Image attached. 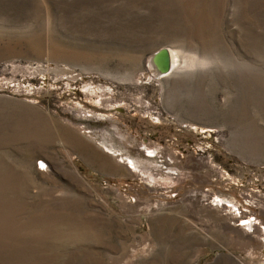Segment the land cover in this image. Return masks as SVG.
Masks as SVG:
<instances>
[{"label": "rangeland", "instance_id": "rangeland-1", "mask_svg": "<svg viewBox=\"0 0 264 264\" xmlns=\"http://www.w3.org/2000/svg\"><path fill=\"white\" fill-rule=\"evenodd\" d=\"M0 264H264V0H0Z\"/></svg>", "mask_w": 264, "mask_h": 264}, {"label": "bare ground", "instance_id": "bare-ground-1", "mask_svg": "<svg viewBox=\"0 0 264 264\" xmlns=\"http://www.w3.org/2000/svg\"><path fill=\"white\" fill-rule=\"evenodd\" d=\"M174 53V52H173ZM169 51H163L161 53H158L154 58H153V64L154 67L157 68L159 71V76L160 78L166 77L173 68L177 66V62L179 58H177L176 55ZM157 71V70H156ZM92 117L95 116L94 113L88 111ZM104 148L106 149L107 152H109L112 155L119 156L120 153L119 151L113 146V145H108V143H104ZM149 156L151 158H154L155 156V151H149ZM126 161L128 160V163L131 164L132 168H137L139 165L138 162L135 159H132L131 157L127 156Z\"/></svg>", "mask_w": 264, "mask_h": 264}, {"label": "built area", "instance_id": "built-area-1", "mask_svg": "<svg viewBox=\"0 0 264 264\" xmlns=\"http://www.w3.org/2000/svg\"><path fill=\"white\" fill-rule=\"evenodd\" d=\"M149 154V153H148ZM155 157H156V154H155Z\"/></svg>", "mask_w": 264, "mask_h": 264}]
</instances>
